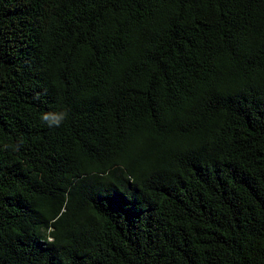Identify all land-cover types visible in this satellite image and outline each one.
Instances as JSON below:
<instances>
[{
    "label": "trees",
    "instance_id": "trees-1",
    "mask_svg": "<svg viewBox=\"0 0 264 264\" xmlns=\"http://www.w3.org/2000/svg\"><path fill=\"white\" fill-rule=\"evenodd\" d=\"M0 264H264V0H0Z\"/></svg>",
    "mask_w": 264,
    "mask_h": 264
},
{
    "label": "clouds",
    "instance_id": "clouds-1",
    "mask_svg": "<svg viewBox=\"0 0 264 264\" xmlns=\"http://www.w3.org/2000/svg\"><path fill=\"white\" fill-rule=\"evenodd\" d=\"M68 113L66 110H61L55 113H42L40 119L46 122L49 127H60L62 123L67 119Z\"/></svg>",
    "mask_w": 264,
    "mask_h": 264
}]
</instances>
